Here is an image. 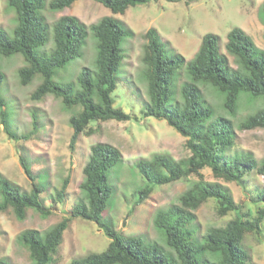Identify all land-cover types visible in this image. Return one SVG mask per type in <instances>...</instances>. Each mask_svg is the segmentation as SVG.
<instances>
[{
	"label": "trees",
	"instance_id": "obj_1",
	"mask_svg": "<svg viewBox=\"0 0 264 264\" xmlns=\"http://www.w3.org/2000/svg\"><path fill=\"white\" fill-rule=\"evenodd\" d=\"M79 0H50L49 8L60 12L70 8ZM111 10L114 14H124L129 8L147 5L151 0H93ZM8 6L15 11L17 25L10 35L0 29V56L11 57L21 54L26 66L19 70L22 85L27 86L36 76L41 84L32 93V99L43 100L52 94L61 99L65 109L80 107L73 114L70 125L73 135L70 150L75 151L80 135L93 122L116 120L126 122L129 114L114 106L113 94L117 88V74L123 60L124 41L130 33L114 17H104L98 24L88 28L74 16H63L52 26L54 48L43 50L49 39V25L42 11L46 0H8ZM264 14V5L262 8ZM91 30L96 38V69L84 67L75 84H60L53 80L56 70L66 67L74 59L80 58L82 48ZM226 50L233 56L237 68H232L228 58L221 52L219 36L204 35L199 51L187 64L191 82L182 86L183 105L173 102L178 71L183 67L181 55L166 49L154 29L147 32L148 43L143 62L144 77L148 83L149 101L143 110L145 117L165 120L179 134L186 138V147L191 156L175 161L168 155H156L151 161H140L139 172L146 180L144 189L138 191L137 203H142L154 187L180 181L193 174L200 175L206 169L215 177L227 182L240 183L243 178L256 171L264 176V159L258 162L249 154L228 157L226 153L235 146L233 121L227 117L215 116L214 109L203 99L198 83L211 85L224 96V108L235 115L242 95L251 99H264V51L239 27L233 28L228 36ZM5 75L0 71V86ZM5 102L0 88V116L6 133L13 139L4 109ZM36 120L34 127L37 129ZM241 129L264 128V110L247 117ZM27 138V137H24ZM122 159L121 152L114 146L98 143L91 147V156L83 169L84 182L81 185L87 202L78 203L70 216L64 217L44 235L36 230H26L19 241L28 250L30 264H52L54 256L63 243L64 234L76 218L96 223L111 240L102 253H92L76 259L72 264H249L251 259L243 247L247 233H260L264 221V207L258 210L253 220L246 219L242 206L237 205L222 185L205 181L202 177L179 198V204L159 210L154 225L164 237L167 246L175 253L168 254L162 247L147 243L141 236L127 237L115 230L102 219L103 213L113 195L109 174ZM25 173L33 180L32 189L23 191L18 185L0 176V212L12 208L18 219H24L28 209H35L42 215L51 211L41 200L43 187L36 183L30 168L23 159ZM70 184L69 175L63 179L55 199L64 202ZM217 202V212L223 217L230 212L235 218L225 227L211 228L199 241L193 227L192 211L199 209L208 200ZM257 202L264 203V189L257 196ZM205 254L212 259L204 258ZM0 264H10L0 260Z\"/></svg>",
	"mask_w": 264,
	"mask_h": 264
},
{
	"label": "rangeland",
	"instance_id": "obj_2",
	"mask_svg": "<svg viewBox=\"0 0 264 264\" xmlns=\"http://www.w3.org/2000/svg\"><path fill=\"white\" fill-rule=\"evenodd\" d=\"M49 2L46 0V8L42 11L49 25L48 43L43 48L46 52L54 48L52 26L63 16L77 17L88 28L111 16L130 33L122 45L124 57L118 70V84L113 98L114 106L129 114L131 119L126 122L110 120L91 123L86 132L80 135L72 152L69 147L73 135L70 118L81 108L65 109L61 99L52 94L41 101L33 100L32 93L41 84V77L36 76L27 86L22 85L19 70L26 66L24 57L21 54L0 56V71L5 75L0 86L4 109L10 129L17 137L13 139L6 133L0 116V176L25 192L31 191L33 180L24 171L21 164L23 159L36 183L43 187L41 200L51 211L49 215H42L35 209H28L23 220L17 218L12 208L0 212V260L10 264H30L29 252L19 241V236L26 230H36L42 236L64 217L70 216L78 203L87 202L81 188L83 169L91 156V147L98 143L112 145L122 154L121 161L109 174L113 195L102 219L127 237L141 236L147 243L157 244L175 257L164 235L155 227L154 219L159 210L179 204L180 196L201 177L207 182L222 185L235 203L242 206L245 218L253 220L258 210L264 207L263 202H257L258 193L264 189V176L256 171L236 183L217 178L211 170L206 169L200 175L193 174L180 181L154 187L152 193L138 204V191L144 189L146 180L137 164L151 161L160 154L178 162L191 156L186 147V138L167 121L143 115L149 101L143 62L148 43L147 32L154 29L166 49L184 59L175 79L173 98L174 103L182 106V86L191 82L186 67L199 51L204 35L213 33L219 36L221 52L234 69L238 63L226 50L227 36L233 28H242L264 51V0H151L147 5L129 8L124 14H114L93 0L76 1L60 12L52 11ZM16 25V14L8 6V0H0V29L12 35ZM96 43L93 33L88 30L81 57L56 70L53 80L60 84L74 83L75 89L79 90L77 77L81 70L84 67L96 69ZM197 85L203 99L214 109L215 116L233 121L235 146L226 155L249 154L261 162L264 159V128L244 130L240 125L247 117L264 110V99L253 100L248 95H242L236 114L231 115L224 108V96L218 90L202 82ZM35 120L37 129L34 127ZM68 175L70 184L65 201L58 202L55 194ZM217 206L216 200L210 199L192 211L193 227L197 230L196 238L199 241L211 228L225 227L235 218L234 212L221 217ZM110 241L96 223L76 218L65 232L52 264H72L74 260L92 253H102ZM243 247L250 255L249 264H264V221L260 233L245 235ZM204 258L212 259V256L205 254Z\"/></svg>",
	"mask_w": 264,
	"mask_h": 264
}]
</instances>
